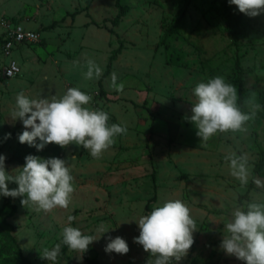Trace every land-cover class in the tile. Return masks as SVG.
I'll return each mask as SVG.
<instances>
[{"label":"rangeland","instance_id":"rangeland-1","mask_svg":"<svg viewBox=\"0 0 264 264\" xmlns=\"http://www.w3.org/2000/svg\"><path fill=\"white\" fill-rule=\"evenodd\" d=\"M3 20L41 39L14 49L22 72L9 80ZM87 59L101 67L99 79H85ZM113 73L122 93L111 87ZM217 75L237 87L242 111L261 107L245 131L218 134L202 148L190 121L193 90ZM69 88L91 95L90 107L108 112L109 125L127 126L99 159L76 144L37 151L19 142L23 123L10 118L17 94L51 99ZM229 150L248 156L246 188L230 175ZM0 155L13 175L28 155L64 159L75 188L69 207L52 212L22 206L24 197L0 196V264H49L43 249L61 242L65 226L97 238L108 231L82 258L62 245L58 264H147L150 253L134 242L136 221L177 199L197 231L188 255L172 264H244L220 245L232 204L264 199L252 181H264V166L255 170L264 164V14L249 17L228 0H0ZM69 215L76 217L70 225ZM117 236L127 241V254L105 251L108 237Z\"/></svg>","mask_w":264,"mask_h":264},{"label":"clouds","instance_id":"clouds-1","mask_svg":"<svg viewBox=\"0 0 264 264\" xmlns=\"http://www.w3.org/2000/svg\"><path fill=\"white\" fill-rule=\"evenodd\" d=\"M228 3L249 17L264 14V0H228ZM101 75V67L94 60L87 59L85 79H99ZM111 87L121 93L124 90V84L117 83L115 73L112 74ZM193 92L196 102L192 104L190 121L197 129L196 135L201 139L202 148H207L209 140L218 134L245 131L246 122L254 119L261 107L246 101L251 103V110L248 113L242 111L238 104L237 87L219 75L198 83ZM91 101L92 96L78 88H69L62 97L51 99L29 98L21 91L10 113L12 120L22 121L24 126V131L18 136L19 142L34 146L37 151L52 143L62 148L76 144L88 150L93 158H101L115 143L116 137L127 134V126L109 125L108 112L91 108ZM37 140L40 142L37 143ZM5 160L6 157L0 155V196L24 197L22 206H34L44 212L69 207L75 188L66 160L28 155L15 175L6 171ZM224 161L229 166L230 175L239 181L241 188H246L251 177L247 154L238 155L229 150ZM252 181L258 188L264 189V181L255 177ZM9 182L16 183L18 187L9 189ZM230 215L231 219L224 224L226 234L223 235L221 249L244 264H264V199L233 203ZM75 219V216L69 215V225ZM136 222L140 234L134 242L150 253L147 264L179 262L194 244L196 222L181 200H168L154 206L150 213ZM107 231L103 230V234ZM61 235L60 243L52 249H43L41 258L47 259L49 264H58L62 245L82 258L89 246L102 236L87 235L72 226H65ZM105 251L124 255L130 248L124 238L108 237Z\"/></svg>","mask_w":264,"mask_h":264},{"label":"built area","instance_id":"built-area-1","mask_svg":"<svg viewBox=\"0 0 264 264\" xmlns=\"http://www.w3.org/2000/svg\"><path fill=\"white\" fill-rule=\"evenodd\" d=\"M3 25L6 28L7 38L5 40L4 51L5 55L10 58L7 66L5 67L3 73L5 79H15L21 75V65L19 61L15 58H11L12 52L19 45L24 44H37L40 43L41 39L39 34L35 31L28 30L23 26L8 27L9 22L3 20ZM68 90V89H67Z\"/></svg>","mask_w":264,"mask_h":264},{"label":"trees","instance_id":"trees-1","mask_svg":"<svg viewBox=\"0 0 264 264\" xmlns=\"http://www.w3.org/2000/svg\"><path fill=\"white\" fill-rule=\"evenodd\" d=\"M121 18H122V16H121V14H120V15L116 18V20L114 21V24H117V23L121 20ZM240 19H241L240 16H238V15H235V16H234L235 25H237V24L239 23ZM54 27H55V24L49 26V27L47 28V30H52V29H54ZM263 166H264V164H263L262 166H257L255 170H256L257 172H259V173H263ZM13 209H15V207H14Z\"/></svg>","mask_w":264,"mask_h":264}]
</instances>
